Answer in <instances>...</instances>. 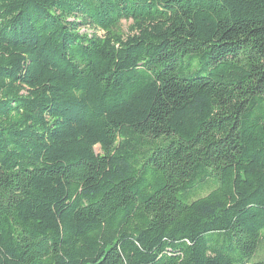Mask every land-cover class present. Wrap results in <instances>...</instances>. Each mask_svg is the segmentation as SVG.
Masks as SVG:
<instances>
[{"label":"trees","instance_id":"obj_1","mask_svg":"<svg viewBox=\"0 0 264 264\" xmlns=\"http://www.w3.org/2000/svg\"><path fill=\"white\" fill-rule=\"evenodd\" d=\"M263 231L264 0H0V264H264Z\"/></svg>","mask_w":264,"mask_h":264},{"label":"rangeland","instance_id":"obj_2","mask_svg":"<svg viewBox=\"0 0 264 264\" xmlns=\"http://www.w3.org/2000/svg\"><path fill=\"white\" fill-rule=\"evenodd\" d=\"M129 24H130V21H125V20H122L120 22V28L123 32L124 35H127L130 33V30H129ZM88 33H91L92 32V29H85L84 27L81 28L80 32H83V31H86ZM97 34L98 35H102L103 32L102 31H97ZM95 150L96 152H99L100 151V147L97 145L95 146ZM207 191H209V188H206V189H203L201 190L197 196H203L207 193ZM257 260H264V231L262 232V237H261V241L259 242L258 246L256 247L255 251H254V254L251 258V261H257Z\"/></svg>","mask_w":264,"mask_h":264}]
</instances>
